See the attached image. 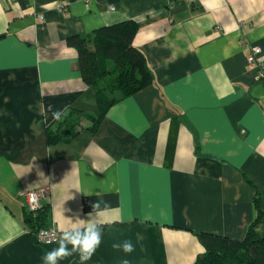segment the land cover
I'll list each match as a JSON object with an SVG mask.
<instances>
[{
    "label": "crops",
    "instance_id": "0c3cea01",
    "mask_svg": "<svg viewBox=\"0 0 264 264\" xmlns=\"http://www.w3.org/2000/svg\"><path fill=\"white\" fill-rule=\"evenodd\" d=\"M58 1L0 0V264H43L64 231L93 221L103 239L87 264H194L197 233L241 240L257 210L264 243V67L247 61L258 46L264 64V0H66L65 12ZM127 19L153 82L94 133L84 120L47 144L64 110L98 113L66 37ZM33 190L57 241L26 221ZM125 241L134 251L114 247Z\"/></svg>",
    "mask_w": 264,
    "mask_h": 264
},
{
    "label": "trees",
    "instance_id": "16d2710c",
    "mask_svg": "<svg viewBox=\"0 0 264 264\" xmlns=\"http://www.w3.org/2000/svg\"><path fill=\"white\" fill-rule=\"evenodd\" d=\"M137 30L138 24L127 19L103 25L89 37H66V44L77 50L83 82L95 89L98 113L94 115L74 107L64 110L45 127L47 144L71 140L78 129L84 128V120L89 121L85 128L94 133L113 103L153 82L144 54L132 44ZM116 93L120 96L115 97ZM254 205L259 209L257 197ZM257 212L241 240L197 233L204 252L197 255L194 264H264L263 239L254 229L260 217ZM25 217L34 232L46 227L47 215L42 207L34 215L28 213Z\"/></svg>",
    "mask_w": 264,
    "mask_h": 264
},
{
    "label": "clouds",
    "instance_id": "9594fccd",
    "mask_svg": "<svg viewBox=\"0 0 264 264\" xmlns=\"http://www.w3.org/2000/svg\"><path fill=\"white\" fill-rule=\"evenodd\" d=\"M96 206L93 205V207ZM89 217L91 218V214ZM102 239V229L94 221L89 223L86 228L77 227L64 231L59 246L46 252L42 257L43 264H59L60 260L73 255V253L79 254L80 264H87L100 247ZM68 245H71V248ZM114 247L122 248L125 253L134 251V246L130 241H125L122 245H114ZM122 264H128V261L124 260Z\"/></svg>",
    "mask_w": 264,
    "mask_h": 264
},
{
    "label": "built area",
    "instance_id": "2783aa9c",
    "mask_svg": "<svg viewBox=\"0 0 264 264\" xmlns=\"http://www.w3.org/2000/svg\"><path fill=\"white\" fill-rule=\"evenodd\" d=\"M87 2V0H85ZM68 7V2L66 0H60L56 4V10L60 12H65ZM37 17L43 19L41 13L37 14ZM260 48L258 46L250 47L249 54L247 56V61L250 64L256 63L259 68V73L262 72L264 64L260 61ZM26 196V208L34 215L42 207L41 198L45 196L43 190H33L25 192ZM36 239L42 243H51L57 241L59 238V233L54 226H46L38 229L35 232Z\"/></svg>",
    "mask_w": 264,
    "mask_h": 264
},
{
    "label": "rangeland",
    "instance_id": "374dc122",
    "mask_svg": "<svg viewBox=\"0 0 264 264\" xmlns=\"http://www.w3.org/2000/svg\"><path fill=\"white\" fill-rule=\"evenodd\" d=\"M94 113V112H93Z\"/></svg>",
    "mask_w": 264,
    "mask_h": 264
}]
</instances>
